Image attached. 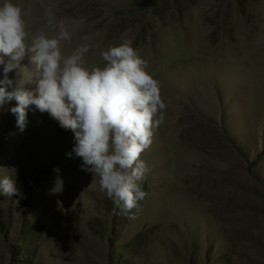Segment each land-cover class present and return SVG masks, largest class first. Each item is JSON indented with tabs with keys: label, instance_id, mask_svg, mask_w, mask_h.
Wrapping results in <instances>:
<instances>
[{
	"label": "rangeland",
	"instance_id": "rangeland-1",
	"mask_svg": "<svg viewBox=\"0 0 264 264\" xmlns=\"http://www.w3.org/2000/svg\"><path fill=\"white\" fill-rule=\"evenodd\" d=\"M17 2L33 30L51 9L87 35L90 64L133 38L167 108L131 212L92 184L71 130L30 105L21 131L15 99L0 108V176L23 193L0 194V264H264V0Z\"/></svg>",
	"mask_w": 264,
	"mask_h": 264
},
{
	"label": "clouds",
	"instance_id": "clouds-1",
	"mask_svg": "<svg viewBox=\"0 0 264 264\" xmlns=\"http://www.w3.org/2000/svg\"><path fill=\"white\" fill-rule=\"evenodd\" d=\"M26 15L17 0H0V108L15 99L10 111L21 131L30 105L47 112L74 133L72 152L82 158L81 168L94 174L92 184L98 183L117 207L138 210L147 195L139 183L148 171L141 155L167 108L148 61L125 34L100 52L103 65L90 64L87 35L73 43L75 29L51 9L46 25L34 30ZM26 56L30 66L22 64ZM13 70L15 81L8 75ZM30 83L34 89L25 87ZM0 194L23 197L16 177L0 176Z\"/></svg>",
	"mask_w": 264,
	"mask_h": 264
},
{
	"label": "bare ground",
	"instance_id": "bare-ground-1",
	"mask_svg": "<svg viewBox=\"0 0 264 264\" xmlns=\"http://www.w3.org/2000/svg\"><path fill=\"white\" fill-rule=\"evenodd\" d=\"M10 90V89H9ZM16 104V103H15ZM36 110H37V108H36ZM41 114H42V112H41ZM45 115L46 114H43V115H40V112L37 110V111H35L34 113H33V115H32V117H35V116H37L36 118H43V117H45ZM42 132V131H41ZM47 134H49V133H47ZM45 135V134H44ZM45 139H47V140H49V139H51V136L50 135H47V136H45ZM44 139V140H45Z\"/></svg>",
	"mask_w": 264,
	"mask_h": 264
}]
</instances>
